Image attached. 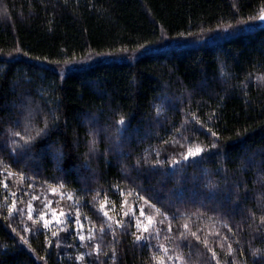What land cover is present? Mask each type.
Segmentation results:
<instances>
[{
	"label": "trees",
	"instance_id": "1",
	"mask_svg": "<svg viewBox=\"0 0 264 264\" xmlns=\"http://www.w3.org/2000/svg\"><path fill=\"white\" fill-rule=\"evenodd\" d=\"M260 14H264V0H0V213L15 202L23 217L22 223H13L11 217L0 215V264H112V248L117 251L116 264H156L151 258L155 247H141L143 242H135L131 235L121 237L115 224L114 242L108 234L110 221L103 216L107 211L113 221L126 223L133 212L139 217L141 205L145 216L140 219L151 215L150 231L160 229L159 241L153 239L152 244H163L170 254L179 228L196 231L208 242L207 247L199 244L193 249L190 264H216L208 247L217 253L219 264H233V256L240 264L245 260L252 264L250 249L264 247L262 233L257 231L264 229L259 221L264 215V171L260 167L264 84L256 80L264 76V25L214 43L172 47L128 61L98 62L65 74L59 69L65 61L102 56L98 54L132 55L142 51V45L148 48L197 38L209 34L207 29L214 30L217 23L221 28L235 26ZM187 32L193 35L180 37ZM122 48L127 53H121ZM17 49L29 55H20ZM221 69L231 86L220 75ZM164 94L175 98L176 107H165L157 124L153 105L159 104ZM30 110L38 122L36 127L51 123L52 116L58 124L49 136L37 140L34 159L25 165L8 159L7 148L22 151L23 143L16 138L13 146L8 130L21 131L16 122L22 123ZM92 116L99 119L101 127L109 128L121 116L125 118V156L114 150L110 134L97 136L96 151H89V132L95 131L88 123ZM209 127L219 135L223 149L219 156L211 149L210 141L215 138L207 132ZM55 141L68 145L59 166L49 150ZM196 145L205 148L206 162L197 158L199 167H189L187 173L200 175L203 168L211 177L222 169L215 176L218 186L224 187L225 176L234 187L242 183L240 200L235 211L229 210L230 215L225 216L200 207L199 201L207 202L209 196L202 187L196 190L189 183L184 199L191 202L184 204L174 195L180 186L169 183L160 192L161 211L172 215L179 210L183 215L172 221V233H168V221L137 196L141 188L159 191L160 178L138 173L133 166L142 155L152 160L159 151L160 159H165ZM253 155L254 165L249 162ZM23 159L21 156L20 161ZM86 163L90 171L83 167ZM141 194L148 195L146 191ZM29 205L33 221L27 218ZM213 206L208 204V208ZM41 210L46 217L50 211L63 212L65 223L44 229L43 222H34ZM250 212L255 213L253 220ZM76 218L83 227L74 222ZM185 223L188 229H183ZM12 227L31 229L24 234L35 252L18 242ZM53 230L57 231L55 237ZM77 231L85 236L84 241L79 240ZM166 235L170 239L165 240ZM97 243L99 256L94 247H87ZM229 244L234 253L228 252ZM182 251L188 255L187 249ZM81 254L84 262L75 259Z\"/></svg>",
	"mask_w": 264,
	"mask_h": 264
},
{
	"label": "snow or ice",
	"instance_id": "2",
	"mask_svg": "<svg viewBox=\"0 0 264 264\" xmlns=\"http://www.w3.org/2000/svg\"><path fill=\"white\" fill-rule=\"evenodd\" d=\"M233 7H236V5H233ZM4 17H7V10L4 12ZM264 22V14H260L257 17L248 16V18L244 21L239 22L237 25H227L224 28L220 27V24L217 23L216 28L213 29H207L210 33V36L208 38H218L216 36L217 33H227V34H234L237 31L243 30L244 26L249 24L250 22ZM205 31V29L201 28V32ZM193 35L192 32L181 33L180 37L187 39L188 37H191ZM143 48V51L140 52V55H143V52L147 51V48L143 45L141 46ZM121 53H127L126 48H122L119 50ZM17 53L20 55L28 56L29 54L27 52H23L21 49H17ZM103 55V54H98ZM39 62L41 61L40 57H34ZM47 60V58H44ZM50 63V61H49ZM65 63L70 64V61H65ZM42 71H46V69H42ZM221 76H225V82L229 86H231L230 80L227 79L226 74L223 72V69H221L220 72ZM256 80L258 83L264 84V76H257ZM246 86V85H245ZM175 98L171 97L167 94H164L160 98L159 104H154L153 107L156 112L157 117V124H160V116L164 114L165 107L168 108V110H174L176 105L174 102ZM24 115V114H22ZM38 122L36 121L34 113L30 110L26 115H24L23 122L20 121L16 122V127L21 128V131L16 130H8V135L11 137V143L13 146L17 144V139L20 138L23 143L20 144V149L22 151H18L16 147H9L7 148L8 152V159L13 160V162H21L25 165L28 164V161L33 160V151L34 147L37 146V140L41 137H47L49 136L50 132L54 127L57 126L58 121L55 116H52L51 123L43 122L41 123L40 127H36V124ZM88 123L91 125L95 131H90L89 135L92 137V140L89 143V151L95 152L96 151V144H97V136L103 135V134H110L109 139L113 140L114 143V150L120 154L121 157L125 156L126 153L123 151L124 148V140L126 137L124 136L125 128H126V121L123 116H121L117 121L114 122V125L109 127H101L100 121L97 117L92 116ZM198 123V121H197ZM201 127H205L204 125H201ZM22 132L25 134L22 136ZM207 132L210 133L211 137L215 138L210 141L211 143V149H216V155L219 156L222 154L223 149L220 147V138L216 131H213L212 128H207ZM184 136H181V139H184ZM164 143H167V140L163 141ZM68 145L67 144H61L60 141H55L52 144L49 145V150L51 151L52 158L55 161V163L59 166L62 164L66 154ZM113 149H109V151H112ZM0 151H3V149H0ZM41 154H43V149H41ZM23 157L24 159L20 161V157ZM155 158L152 160H149L146 155H142L139 159H137L134 167V170L139 172H146V174L150 176H156L159 177V183L161 185V188L159 191H156L154 189H143L141 188V192L137 193L138 199L143 201L144 204H147L150 208L154 209L156 213H159L163 220L168 221V227L167 232L172 233V221H179L181 216L183 214L179 213V210L176 212H173L172 215H169L168 211H161L162 200L160 196V192L164 191L168 188L169 183H175L176 185L180 186L174 191V195L177 197V201L179 203H190L191 200L184 199L185 196V188L186 186L191 183L193 184L194 188L196 190H199L201 187L209 193V196L207 197V202H205L204 199L199 201L200 207L204 208L206 211H211L213 213H223V215L228 216L230 215V211H235V206L239 203L240 200V191L239 188H242V183H238L235 187L228 183L227 176L224 177V187L220 188L218 186V182L215 180V176L219 175L222 169H217L215 174H210L207 169L201 168V174L200 175H189L187 173V168L189 167H199L200 161L197 160V158H201L204 162H206V153L205 148L201 147L199 145L196 146H189L186 151H180L178 153H175L172 156H167L165 159H160V152L156 151L154 154ZM250 164H256V158L255 155L249 158ZM86 170L90 171V168L88 164L86 163L83 165ZM260 167L261 170L264 171V150L260 152ZM58 170L60 172H64V169L62 167H58ZM64 177H62L63 179ZM5 188H7V184L4 185ZM86 191H91V189H86ZM147 192L148 195L145 196L141 193ZM189 191H192L189 189ZM154 193V194H153ZM13 197L16 195L15 193H12ZM152 201H155V203H152ZM157 204H161V207H157ZM208 204H213L214 206L212 208H208ZM47 207V205H45ZM105 206L104 204H101V209H103ZM0 215H3L5 219H8L11 217L13 219V223H22L23 217L21 215V210L16 208L15 202L11 204V206L7 207L5 212L0 213ZM125 216H128V212L125 211ZM38 219H36L34 222L36 224H40L41 221H43L42 227L44 229H48L49 225L52 223L51 220L45 219V213L41 210L37 213ZM52 216L55 218V222L59 225L61 223H65L61 220V216H63V213H60L59 215L53 211ZM103 216L107 218L110 223L107 224V227L109 229V233L111 237L113 238V241L116 242V228L113 226L118 225L121 229L120 235L121 237L124 235H131L134 237V241L139 243L143 242L140 246L141 247H147L149 249L155 247L157 251L152 252L151 258L156 262V264H168V262H171V264H190L191 256L194 254L193 249L197 247L199 244H203L205 247H207V240H201V237L197 234L196 231L191 232H185L181 231L179 228L176 230V234L174 236V240L177 241L175 248L171 251L168 247L164 246L163 244H152L153 239L159 241L160 239V229L159 228H152L150 231V225L153 224V217L151 215L146 217V220H141L140 217L145 216V211L143 205H141L139 210V217L135 215V212H133L132 218L128 220L126 223L116 220L113 221L112 217L109 216L107 211H103ZM27 218L29 221H33V211L32 206L29 205L27 209ZM255 218V213L250 212L249 213V219L253 220ZM161 221V223L163 222ZM260 225H264V215H261L259 217ZM79 227H83L81 224L79 218H76L74 221ZM130 228H134L135 231H129ZM183 229H188V224L183 225ZM31 229L28 227L22 228L20 231H17L16 227H12L11 231L16 234L18 237V242L23 243L24 245L28 246L31 249V244L29 243V239L26 238L25 234L26 232H29ZM101 233H104V227L101 226L100 229ZM258 232H261L262 235L260 236V239L264 241V229L257 228ZM138 233H144L143 235ZM51 235L53 237L57 236V231L53 230L51 231ZM77 235L79 237L80 241L85 240V236L80 234L77 231ZM191 237L192 239H189ZM165 240L170 239L169 236L164 237ZM87 247H94L95 254L99 256L100 254V244L97 243L95 245L89 244ZM183 249H187L188 255L185 256ZM33 252H35V249H31ZM208 252L211 253L210 259L215 261L216 264H219V260L217 259V253L210 247H208ZM236 250L233 249L232 245H228V252L234 253ZM89 257L93 255L92 252H89L87 254ZM250 257L252 259V264H262L264 262V247H252L250 249ZM166 258V259H165ZM75 259L84 262L85 261V255L81 254ZM109 259L112 261V264H116L117 260V251L115 248H112V254L109 257ZM88 264H93V262L89 261ZM233 264H240L239 261L236 260V257L233 256ZM243 264H247V261L245 260Z\"/></svg>",
	"mask_w": 264,
	"mask_h": 264
},
{
	"label": "rangeland",
	"instance_id": "3",
	"mask_svg": "<svg viewBox=\"0 0 264 264\" xmlns=\"http://www.w3.org/2000/svg\"><path fill=\"white\" fill-rule=\"evenodd\" d=\"M261 25H264V22H259V21H255V22H250L249 24L245 25L243 30L237 31L234 34H227V33H217L216 36L218 38H208L210 36L209 34H206L204 36H200L197 38H191V39H187V40H180V41H172L170 43H164L162 45H158V46H152V47H148L146 52H143V54L145 53H150V52H154V51H158V50H164V49H168V48H172V47H186V46H194V45H198V44H202V43H214L216 40L225 38V37H229L231 35H235L239 32H246V31H250L253 30ZM143 51V50H142ZM140 51V52H142ZM140 52L138 53H134L132 55H121V56H115V55H102V56H91L88 57L87 59L84 60H78L75 62H72L70 64H65L62 65L59 69L60 73L65 74L68 71L71 70H76L79 68H84L87 66H91L95 63L98 62H106V61H112V60H117V61H128V60H133L135 58H137L138 56H140ZM58 215L60 213H63L61 211L56 212ZM50 217H46L45 215V219H49L52 221V223L50 225L53 224H57L55 222V218L52 216V212L50 211ZM65 214L63 213V216ZM63 216H61V220H63ZM43 222V221H41Z\"/></svg>",
	"mask_w": 264,
	"mask_h": 264
}]
</instances>
